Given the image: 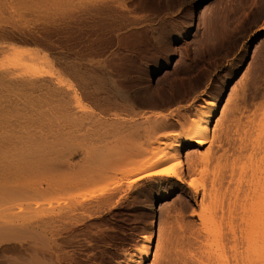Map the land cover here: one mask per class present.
Listing matches in <instances>:
<instances>
[{
    "label": "rangeland",
    "instance_id": "1",
    "mask_svg": "<svg viewBox=\"0 0 264 264\" xmlns=\"http://www.w3.org/2000/svg\"><path fill=\"white\" fill-rule=\"evenodd\" d=\"M213 99L221 141L194 172L180 153L200 188L237 177L232 144L264 123V0H0V264H123L151 225L145 264L205 263L200 195L129 180L135 141ZM230 241V264H257Z\"/></svg>",
    "mask_w": 264,
    "mask_h": 264
},
{
    "label": "bare ground",
    "instance_id": "2",
    "mask_svg": "<svg viewBox=\"0 0 264 264\" xmlns=\"http://www.w3.org/2000/svg\"><path fill=\"white\" fill-rule=\"evenodd\" d=\"M214 103L213 99L203 101L197 105L195 104V117L191 118L188 125L180 131L167 133L166 131H160V127H156L149 132L146 131L148 133L145 135L146 137L144 139L135 141L132 145L140 155L145 156V159L136 169V172L142 173L129 180V182H135L143 177L158 176L173 185L186 184V187L191 189L194 197L200 195V211L198 213L199 221L197 223V229L202 234V245L208 257L203 264H230L228 247L232 248L234 243L230 246H228V244L231 243L230 238L235 237L236 228H238L239 232L243 235L247 244L253 247L254 253H257V257L255 256L257 264H263L264 123H256L259 124L258 126L255 124L258 127L255 126L256 131H254L255 128H248L244 130L243 133L241 132L243 135H240L237 139L234 140V138H232L234 140V142L232 141V146L234 148L232 153L237 156L236 158L238 160H236L239 162L242 158H245L242 165L239 167H236V165L234 166L237 172L236 178L233 176L236 174H232V178L225 183L222 179L212 177L208 185L200 188L198 183L202 185L205 183H202L204 181L202 180L203 174L200 176L202 181L193 180L191 178L186 181L184 174L179 170L182 166L180 162L182 158L180 153L182 150H185L184 153L186 157L189 158L187 164L188 169L194 172L198 162L205 163L208 161V158H210L209 151L216 138L218 141H221L220 136L216 137L211 135L209 127L211 121L216 119V108ZM225 108L226 107H224V109ZM233 108L234 110H238L237 105ZM233 115L234 114H232V116ZM234 117L235 115L233 118ZM255 121L257 122V120ZM255 121L253 122L255 123ZM250 122L251 121H249V123ZM251 124L253 123L251 122ZM229 129L228 125L223 133L225 139L229 136ZM134 131L136 132V130ZM4 135L5 137L7 136L6 134ZM9 135L12 136V138L6 139L7 143L14 141L15 137L19 134L14 135L12 132ZM4 138L3 140H5ZM25 139L26 142H28L29 137ZM22 144L23 143H20V145ZM206 144H208L206 151H200L198 149ZM146 147H148V149ZM237 161H235L236 164ZM17 165H19V163ZM9 169H7V171ZM1 174L5 175L6 173L2 171ZM196 181L198 182L196 183ZM153 231V226L151 225L150 231L142 235V241L135 247V252L127 254L123 264H145V261L151 254ZM15 237L16 236L8 234L6 239L17 240ZM33 260H31V262H29V260L28 263L25 261L24 264H42L39 260Z\"/></svg>",
    "mask_w": 264,
    "mask_h": 264
}]
</instances>
